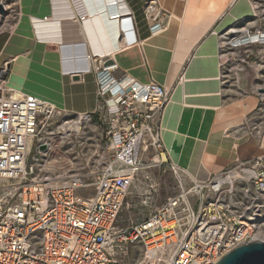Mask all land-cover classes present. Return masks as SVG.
Here are the masks:
<instances>
[{"label":"built area","instance_id":"2783aa9c","mask_svg":"<svg viewBox=\"0 0 264 264\" xmlns=\"http://www.w3.org/2000/svg\"><path fill=\"white\" fill-rule=\"evenodd\" d=\"M160 13L144 9L152 33L163 28ZM244 35L229 46L252 42ZM82 65L96 73L98 104L91 113L58 111L0 79V264H215L255 240L254 224L230 201L222 203L234 180L221 173L167 197L140 222L118 224L134 176L166 160L161 122L170 88L116 74V63L104 65L100 55L84 56ZM59 112L76 119L56 132L52 119ZM91 119L102 126L106 151L79 163L85 153L77 134ZM69 144L74 150L52 156Z\"/></svg>","mask_w":264,"mask_h":264},{"label":"crops","instance_id":"0c3cea01","mask_svg":"<svg viewBox=\"0 0 264 264\" xmlns=\"http://www.w3.org/2000/svg\"><path fill=\"white\" fill-rule=\"evenodd\" d=\"M95 1L80 0L85 14L79 17L73 0H17L20 10L15 19L10 20L6 18L4 0H0L5 8V12L0 14V79L11 88L49 102L58 111L91 113L98 104L96 73L92 68L87 70L82 65L84 56H93L95 53L103 57L104 65L116 63V74L126 72L142 83L154 80L165 85V82H171L170 87L175 86V89L184 65L187 63L188 66L196 52L191 47L181 67L172 76L176 51L179 47L184 49L188 46L191 38V32L182 35V30L206 31L201 36L202 41L222 15L235 14V0H157V5L166 13L159 19L163 32L168 28L173 30L180 27L174 37L172 57L162 81H159L151 63L156 62V39L163 36H156L159 33L150 31L153 23L144 15V1L122 0V3L116 0L121 4L114 7L111 13L108 3L114 0ZM227 9L230 11L225 12ZM113 24L116 34L111 32ZM218 49L215 40L214 51L217 56ZM219 58L220 55L218 63ZM133 64H140L144 71L134 70ZM168 104L161 122L162 139ZM254 104L251 97L220 103L212 112H206V115H210L207 122L202 118L201 109L196 108L187 122L186 130L179 135L178 146L186 138L196 144L197 129L202 123L207 124V132L203 142H200L199 160L194 163L207 173L200 180L222 171L235 159L243 160L260 153L255 140L248 136L239 138L227 134V130L241 125ZM167 154L169 159L179 162L177 153L174 157L168 151ZM181 163L180 167L184 169L185 165Z\"/></svg>","mask_w":264,"mask_h":264},{"label":"rangeland","instance_id":"374dc122","mask_svg":"<svg viewBox=\"0 0 264 264\" xmlns=\"http://www.w3.org/2000/svg\"><path fill=\"white\" fill-rule=\"evenodd\" d=\"M16 1L4 0L6 18L10 20L15 19L20 10ZM143 1L144 9L147 6H153L155 10L161 12L159 19L166 15L165 11L157 5V0ZM229 11L227 9L225 12ZM183 22L178 23L182 24ZM230 28L235 30V34L233 32L225 35L224 33H228ZM179 29V26L173 30L168 28L167 31L157 35L163 37L156 39V62L151 63V67L156 72V78L159 81H162L161 78L165 75L168 61L172 57L173 41ZM182 31V35L191 32L189 33L191 38L188 40V46L184 49L182 47L177 49V58L172 65V76L181 67L189 49L194 47L196 52L188 66L187 63L184 65L175 89V86L170 87L171 82H165V86L170 88L171 96L166 109L168 117L164 121L163 143L171 156L174 157L176 153L178 154L179 162L183 161L185 167L183 169L179 162L175 163L169 159L165 150L166 160L162 156V164L155 168L140 170L134 176L133 183L124 198L118 216V224L127 226L132 222L144 220L167 197L177 194L183 188L188 190L197 181L205 182L219 173L222 174L221 179L224 180L234 169L249 170L256 175L247 178L237 177L233 182L232 191L222 194L224 200L222 203L230 201L234 205L232 210L254 224L255 233H261L260 239L264 240V93L259 91L264 88V44L251 39L257 32L264 34V0H235V14L222 15L202 41L201 36L206 31H192L189 28L187 30L184 28ZM247 33L252 35L250 37L252 42L243 43L242 46L236 48L229 46L231 40ZM233 34L234 39L228 37ZM215 40L219 48V63V55L217 56L214 51ZM132 66L136 71H144L140 64ZM247 97L254 99L253 109L243 118L241 125L227 130V134L239 138L248 136L255 140L260 147V153L243 160L235 159L222 171L210 174L206 180H200L204 179L207 173L194 163L199 160L200 142H203L207 132V124L202 123L197 129L196 144L186 138L178 146L179 135L186 130L187 122L192 118L196 108L201 109L202 118L207 122L210 115H206V112H212L220 103L243 100ZM75 119L76 116L73 114L59 112L52 119V127L57 132L64 121ZM80 127L81 131L77 134L80 139L77 147L82 146L85 157L79 156L77 162L85 161V158H88L87 155H91L92 152H95L96 160L103 158L106 149L103 142L102 126L97 124L95 119H91L82 122ZM73 136L74 141L75 137ZM72 146V144L64 145L61 147V151L55 148L52 156H57L66 148L74 150ZM58 161L60 162V160ZM88 178H92V175H88ZM225 182L224 188L227 190L228 184L226 185ZM88 190L84 192L88 194ZM84 192L82 194H85ZM206 192L205 190L204 193L206 194ZM190 199L193 197L190 196Z\"/></svg>","mask_w":264,"mask_h":264},{"label":"water","instance_id":"95a60500","mask_svg":"<svg viewBox=\"0 0 264 264\" xmlns=\"http://www.w3.org/2000/svg\"><path fill=\"white\" fill-rule=\"evenodd\" d=\"M4 12V5L0 3V14ZM259 91L264 93V88ZM43 148L44 146H41V149ZM215 264H264V240L255 239L249 243L240 244L223 255Z\"/></svg>","mask_w":264,"mask_h":264},{"label":"bare ground","instance_id":"6f19581e","mask_svg":"<svg viewBox=\"0 0 264 264\" xmlns=\"http://www.w3.org/2000/svg\"><path fill=\"white\" fill-rule=\"evenodd\" d=\"M74 1V4L76 5V6H80V8H82V5H81V2H80V0H73ZM88 1H93V2H96L95 0H88ZM98 1H103V0H98ZM121 2H122V0H120ZM72 3V2H71ZM123 3V2H122ZM92 4V3H91ZM111 4V5H110ZM119 4H121L119 1L117 2L116 0H114V1H110L109 3H108V9H109V11H110V13L112 12L111 10L114 8V7H118V5ZM84 6V5H83ZM126 6V5H125ZM74 7V6H73ZM103 7L104 8H106V6H104L103 5ZM119 8H120V6H119ZM86 9V8H85ZM124 9V8H123ZM84 10V9H83ZM105 10V9H104ZM122 10V9H121ZM87 11H89L88 9H87ZM86 11V12H87ZM98 11V10H97ZM106 11V10H105ZM119 11H120V9H119ZM128 11V10H127ZM104 12V11H103ZM125 12V11H124ZM97 13V12H96ZM89 14H91V13H89ZM128 14V13H127ZM103 15H105V14H103ZM76 16V15H75ZM107 16V15H106ZM113 17V16H112ZM84 18V17H83ZM101 18H102V16H101ZM104 18H102V20H103ZM114 20V19H113ZM84 21V20H83ZM104 23V22H103ZM112 23V22H111ZM107 26V25H106ZM105 28H109V27H105ZM121 29V28H120ZM108 30V29H107ZM119 30V29H118ZM163 30H164V28H162L160 31H158L156 34H161V33H163ZM83 31V30H82ZM162 31V32H161ZM235 30L234 29H231L230 28V30L228 31V33H226L225 35H227V34H231V33H233ZM111 32H112V34H116V26H115V24H113L112 25V29H111ZM108 33V32H107ZM158 34V35H159ZM261 34H258V35H253L251 38L253 39V41H263L264 42V35H262V36H260ZM99 36H101V35H99ZM115 36V35H114ZM157 36V35H156ZM113 37V36H112ZM126 42V41H125ZM88 44V43H87ZM120 47V46H119ZM109 49V48H108ZM109 54V53H108ZM59 55V54H58ZM94 55H95V53H94ZM60 67V66H59ZM138 81V80H137ZM32 95V94H31ZM43 96V95H42ZM36 97V96H35ZM55 99V98H54ZM170 101V100H169ZM53 102V101H52ZM169 103V102H168ZM76 125V127L78 128V125L77 124H75ZM162 141H163V139H162ZM127 149H129V147L127 148ZM246 150V149H245ZM177 166V165H176ZM242 174V175H241ZM256 175V173H253V171H249V170H247V171H239V170H237V169H234V170H232L231 172H229V174H228V176H227V179H228V181H230V182H233V180H235L237 177H239V176H244L245 178H247V177H251V176H255ZM254 237H255V239H260V237H261V233H255V235H254Z\"/></svg>","mask_w":264,"mask_h":264}]
</instances>
